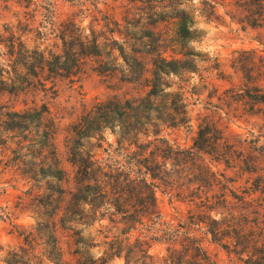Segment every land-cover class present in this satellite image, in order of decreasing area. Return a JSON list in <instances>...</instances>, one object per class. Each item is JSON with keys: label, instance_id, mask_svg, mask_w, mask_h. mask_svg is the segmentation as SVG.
I'll use <instances>...</instances> for the list:
<instances>
[{"label": "rangeland", "instance_id": "rangeland-1", "mask_svg": "<svg viewBox=\"0 0 264 264\" xmlns=\"http://www.w3.org/2000/svg\"><path fill=\"white\" fill-rule=\"evenodd\" d=\"M237 1L188 0L183 4L193 21L191 29L195 31L194 38L184 49L193 55L184 56L174 36L175 19L171 16L175 12H167L164 8L169 4L167 0H0V29L8 25L15 31L21 22L16 36L26 49L36 53L35 57L41 54L48 58L49 53H59V36L63 31L70 35L77 28L81 35L94 33L98 38L101 35L106 38L99 39L104 42L102 57H86L72 75L63 73L58 76L46 68L42 70L39 61L35 60V69L26 75L25 89L17 93H0V264H7L11 258L19 260L17 264H54L49 259L52 253L44 222L51 214L52 200L65 186L58 188L55 181L43 178L41 166L36 162L40 160L47 164L46 159H37L36 153L33 157V145L37 140L33 134V109L45 108L44 125L53 129V145L59 166L71 172L68 163L72 142L70 129L79 116L95 102L112 97H137L143 93L142 86L125 81L135 80L137 71L129 72L124 63L116 70L111 65L112 54L118 52L112 51V48H117L113 40H128L129 48L136 51L133 54L144 64L145 78L150 76L152 69L151 53L158 50L167 59H189L188 64L194 65V72L184 74L190 121L188 126L162 130L161 136L169 144L190 147L199 121L206 118L215 122L230 142L242 148L245 154L249 153L248 144L243 141L252 138L250 133L254 137L264 136V104L239 101V95L246 98L247 94L264 93V25H248L238 13ZM46 8L52 10V14ZM149 33L152 34V46L147 45L146 35ZM17 73L23 75L25 70L19 68ZM14 113L24 117L18 120ZM104 137L103 147L114 141L108 132ZM263 142L261 137L258 145ZM252 154L258 155L256 152ZM205 163L217 173L218 179L220 173L231 179L228 184L238 194L251 185L252 178L264 177V170L246 173L238 165L226 166L208 156ZM260 166L263 167L264 163L261 162ZM214 189L217 192L219 188ZM226 194L232 208L210 211L206 206H200V200L204 199L202 194L192 195L176 185L154 188L162 219L174 224L178 214L186 218L188 212L199 214L195 219H204L205 214L218 221L224 217L229 219L231 215L237 220L239 204L227 190ZM251 196L263 197L259 192ZM234 221L224 220L221 228H227L226 225ZM66 227L58 223L56 228L61 264H88L90 257L99 258L102 242H110L121 228L119 225L116 229L107 219L86 226L80 235ZM82 227L76 226L77 229ZM200 236L204 237L207 251L220 264H244L240 257L244 259L245 254L227 252L211 242L210 234ZM254 236L260 245L264 240V230H257ZM165 248L164 242H152L149 253L160 258ZM122 262V259L115 258L111 264Z\"/></svg>", "mask_w": 264, "mask_h": 264}, {"label": "trees", "instance_id": "trees-1", "mask_svg": "<svg viewBox=\"0 0 264 264\" xmlns=\"http://www.w3.org/2000/svg\"><path fill=\"white\" fill-rule=\"evenodd\" d=\"M167 1L166 11L175 12L171 18L175 19L174 36L183 51L180 53L193 55L184 51L195 36L191 29L192 18L182 7L188 0ZM237 2L238 13L248 25H264V0ZM46 10L52 14V10ZM19 25L21 22L15 31L8 25L0 29V93H17L25 89L26 75L35 69V60L39 61L42 70L46 68L55 75L64 73L70 76L79 70L86 57H102L104 42L101 40L106 38L103 35L98 38L94 33L81 35L74 26V33L68 35L63 31L59 36V53H49L48 58L41 54L35 57L36 53L26 49L16 36ZM146 36L149 40L147 45L152 46V34ZM113 42L117 48H112V51L118 52L112 54L111 65L116 70L124 63L129 72L137 71L135 80L125 81L142 86L143 93L137 97H112L95 102L79 116L70 129L72 142L68 163L71 172L59 166L53 145V129L44 125L45 108V111L33 109V134L37 139L33 145V157L36 153L37 159H46L47 164L40 160L36 162L41 166L43 178L52 179L58 188L65 186L52 200L51 214L44 222L52 253L49 259L54 264H61L62 254L56 238L58 223L67 225V230L80 235L86 226L107 219L116 229L119 225L121 228L110 242H102L100 257H90L88 264H111L115 258L122 259V264H220L207 251L204 237L200 234H210L211 242L229 253L245 254L244 259L240 257L244 264H264V240L258 245L254 236L257 230H264V177L252 178L251 185L238 194L228 184L231 179L221 173L218 179L217 173L205 163L208 156L226 166L238 165L242 172H262L264 166L260 164L264 163V142L258 143L264 136L254 137L250 133L252 138L243 141L249 149L245 154L242 148L230 142L215 122L202 118L190 147L169 144L161 136L162 130L188 126L190 121L184 74L194 72V65L188 64L189 59H167L158 50L151 53L152 69L150 76L145 78L144 64L133 54L136 51L129 48L128 40L123 38L120 42ZM19 68L24 69L25 74H18ZM239 96V101L245 103L264 104V93L247 94L246 98ZM13 115L18 120L24 117L19 113ZM106 132L113 135L114 141L103 147ZM253 152L258 155H253ZM159 185H176L192 195L202 194L204 199L200 200V206H206L210 211L232 208V205L229 207L231 202L227 190L239 204V217L235 220L236 217L231 215L229 219L224 217L218 221L204 214V219H195L199 214L188 212L186 218L178 214L176 224L166 222L160 215L154 196V188ZM216 187L219 188L217 192ZM257 192L263 197L251 196ZM224 220L235 221L223 229ZM78 225L83 227L77 229ZM138 230L142 231L130 234ZM152 242L166 243L165 253L160 258L149 253ZM84 247L88 249V245L84 244ZM6 263L17 264L19 260L11 258Z\"/></svg>", "mask_w": 264, "mask_h": 264}]
</instances>
